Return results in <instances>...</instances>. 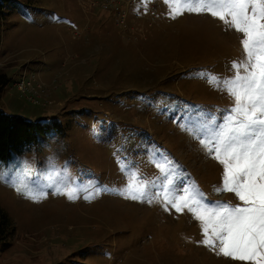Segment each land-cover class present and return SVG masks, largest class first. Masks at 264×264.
I'll use <instances>...</instances> for the list:
<instances>
[{
  "label": "rangeland",
  "instance_id": "374dc122",
  "mask_svg": "<svg viewBox=\"0 0 264 264\" xmlns=\"http://www.w3.org/2000/svg\"><path fill=\"white\" fill-rule=\"evenodd\" d=\"M192 2L4 6L0 69L10 79L0 108L59 121L63 132L24 151L23 168L0 161V207L12 222L0 264H248L204 246L193 214L163 203L161 166H178L172 192L184 195L188 187L207 202L242 205L223 190V165L201 143L215 139L219 126L206 128L197 117L219 121L233 107L217 81L234 78V63H247L244 35L210 11H188ZM27 91L37 92L29 97L38 103ZM112 125L117 138L126 128L118 145L116 136H104ZM69 156L98 172L71 167ZM129 184L144 186V201L129 198Z\"/></svg>",
  "mask_w": 264,
  "mask_h": 264
},
{
  "label": "snow or ice",
  "instance_id": "6c2138e0",
  "mask_svg": "<svg viewBox=\"0 0 264 264\" xmlns=\"http://www.w3.org/2000/svg\"><path fill=\"white\" fill-rule=\"evenodd\" d=\"M187 10L210 11L213 17H219L244 35L241 43L247 63H234L237 69L234 78L217 81L233 97V107L225 110L219 121L208 114L197 117L206 128L219 126L215 139L201 143L223 165V190L235 193L242 205L213 204L188 187L181 189L184 195L172 192L178 166L167 169L161 166L167 179L163 186L165 210L170 205L176 212L185 208L191 212L201 223L204 237L201 243L218 249V254L248 264H264V0H193ZM196 130L203 129L197 125ZM128 190L130 199L145 200L144 186L129 184ZM68 195L72 197L71 192Z\"/></svg>",
  "mask_w": 264,
  "mask_h": 264
},
{
  "label": "trees",
  "instance_id": "16d2710c",
  "mask_svg": "<svg viewBox=\"0 0 264 264\" xmlns=\"http://www.w3.org/2000/svg\"><path fill=\"white\" fill-rule=\"evenodd\" d=\"M16 1L18 0H0V22L2 19V10L4 6L8 3L12 4ZM9 79L10 77L8 76V74L4 70L0 69V91ZM98 120L102 122L104 119L101 118ZM105 122H108L109 125L111 123V120L109 118H106ZM125 129L126 128H122L120 131V136L122 138H125L123 135V130ZM52 132L57 133V135H62L63 127L59 121H53L52 125H50L48 123H42L40 121H32L30 119H26L21 115L6 114L0 108V161H5L6 165H8L10 162V164L12 163L11 166L13 167L17 165L23 168L22 165H20L19 163V159L24 153V151L29 149L31 145H33L36 141H39L45 138L46 136L52 134ZM104 136L105 139H111L116 136V138L114 139L115 145H118L120 142H122L120 140L121 137L117 138L115 127L113 125L111 128H106V130L104 131ZM78 158L74 159L69 156V159H65V162L69 160L71 167H76L89 171V176H92L95 174V172H98L94 167L93 169L89 167H84L86 165H83L79 160H76ZM11 230L12 222L10 216L4 209L0 207V242L6 238V236L11 232Z\"/></svg>",
  "mask_w": 264,
  "mask_h": 264
},
{
  "label": "built area",
  "instance_id": "2783aa9c",
  "mask_svg": "<svg viewBox=\"0 0 264 264\" xmlns=\"http://www.w3.org/2000/svg\"><path fill=\"white\" fill-rule=\"evenodd\" d=\"M32 86V85H31ZM25 91V90H24ZM23 91V92H24ZM28 93L25 95L26 96V98L28 99V100H30L31 102H33V103H38V100H35V99H31L29 96L30 95H33V96H35L36 94H37V92H29V91H27Z\"/></svg>",
  "mask_w": 264,
  "mask_h": 264
}]
</instances>
